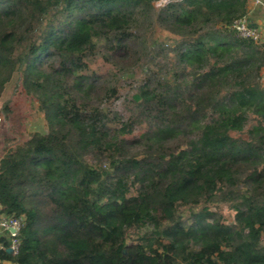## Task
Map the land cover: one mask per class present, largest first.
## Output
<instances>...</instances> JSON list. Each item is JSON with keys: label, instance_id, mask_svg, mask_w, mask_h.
<instances>
[{"label": "trees", "instance_id": "obj_1", "mask_svg": "<svg viewBox=\"0 0 264 264\" xmlns=\"http://www.w3.org/2000/svg\"><path fill=\"white\" fill-rule=\"evenodd\" d=\"M154 1L0 0L2 113L16 92L47 125L0 151V216L23 218L0 264H264V42L230 27L247 0ZM202 203L231 222L177 215Z\"/></svg>", "mask_w": 264, "mask_h": 264}, {"label": "rangeland", "instance_id": "obj_2", "mask_svg": "<svg viewBox=\"0 0 264 264\" xmlns=\"http://www.w3.org/2000/svg\"><path fill=\"white\" fill-rule=\"evenodd\" d=\"M145 40V46L149 48L156 47L161 44L166 38L160 31L157 25H144L141 32ZM98 64V60H95ZM149 65L148 58L141 57L138 61H133L128 68V80H125L124 85L135 80H139ZM107 67L100 66L101 72L107 71ZM9 112L5 115L2 113V105L0 104V151L4 148L12 147L11 142H21L27 133L37 132L45 134L47 132V125L43 114L38 111L37 104L34 100H29L22 95L12 92L7 100ZM208 207V209L215 215V217L223 223H230L232 212L223 205L217 204H199L196 206H179L177 208V215L180 217L186 216L189 212ZM143 233V230L131 233L129 236L135 238L136 233Z\"/></svg>", "mask_w": 264, "mask_h": 264}, {"label": "built area", "instance_id": "obj_3", "mask_svg": "<svg viewBox=\"0 0 264 264\" xmlns=\"http://www.w3.org/2000/svg\"><path fill=\"white\" fill-rule=\"evenodd\" d=\"M180 1L181 0H155L152 5L154 8L159 9ZM263 6L264 3L262 0H247L248 14L242 18L236 19L230 26L239 37L248 38L254 42L262 41L261 32L250 24V16L253 11ZM22 224V217L0 216V238L6 240V251L12 256L17 255L19 251L20 241L18 234Z\"/></svg>", "mask_w": 264, "mask_h": 264}, {"label": "crops", "instance_id": "obj_4", "mask_svg": "<svg viewBox=\"0 0 264 264\" xmlns=\"http://www.w3.org/2000/svg\"><path fill=\"white\" fill-rule=\"evenodd\" d=\"M250 24L261 32V40L264 42V6L251 13ZM261 79L264 84V67L261 69Z\"/></svg>", "mask_w": 264, "mask_h": 264}]
</instances>
